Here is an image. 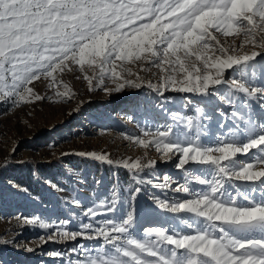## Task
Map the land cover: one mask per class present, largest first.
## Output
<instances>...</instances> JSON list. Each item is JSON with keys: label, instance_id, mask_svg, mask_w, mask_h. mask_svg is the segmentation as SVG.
Instances as JSON below:
<instances>
[{"label": "snow or ice", "instance_id": "1", "mask_svg": "<svg viewBox=\"0 0 264 264\" xmlns=\"http://www.w3.org/2000/svg\"><path fill=\"white\" fill-rule=\"evenodd\" d=\"M258 57L264 61V0H0V101L18 107L44 99L31 86L41 78L57 96L70 98L58 75L75 66L90 84L109 79V93L146 84L160 95L195 93L232 108L218 116L215 109L198 108L196 119L170 113L172 123L128 137L164 162L176 158L183 183L171 190L184 197L151 200L157 210L180 217V230L151 226L135 234L134 202L142 188L128 190L127 211L113 190L111 198L84 208L85 220L75 229L67 227L71 220L61 222L60 239L96 242L77 243L69 264H264V115L251 111L255 106L264 113V64L257 68ZM153 67L156 83L139 75ZM228 70L240 74L226 80ZM257 71L258 84L252 82ZM78 155L134 177L157 164L146 158L113 161L107 153ZM160 179L164 183L156 188L173 181L169 175ZM118 210V220L108 215ZM24 222L38 223L27 217Z\"/></svg>", "mask_w": 264, "mask_h": 264}, {"label": "rangeland", "instance_id": "2", "mask_svg": "<svg viewBox=\"0 0 264 264\" xmlns=\"http://www.w3.org/2000/svg\"><path fill=\"white\" fill-rule=\"evenodd\" d=\"M232 39L227 38L229 45ZM221 42H225L223 37ZM240 43L236 38L235 44ZM251 50L246 47L243 51ZM257 61V68L264 64L259 57ZM130 67L134 72L139 71L137 66ZM87 74L93 75L91 70ZM239 74L238 70H228L225 79L231 80ZM139 75L145 81L159 80L154 67ZM259 76L257 71L252 82L258 84ZM58 79L69 86L70 98L57 96L56 89L49 87L50 81L41 78L31 86L44 99L21 103L18 107L0 101V264H69L76 258L71 249L77 243L95 246L96 242L60 239L56 233L61 222L71 220L67 227L75 229L85 220L84 208L111 198L113 190L124 201L127 211L128 190L135 186L142 188L134 202L135 234L142 235L141 230L151 226L180 230L182 224L177 223L180 217L157 210L151 200L152 196L169 200L184 197L183 193L171 190L176 183H183V173L175 168L176 158L164 162L154 149L145 150L128 137L141 134L145 127L172 123L170 113L196 119L201 116L198 108H204L205 112L215 109L217 116L230 114L232 108L226 101L209 102L195 93L169 90L160 95L146 84L140 89L125 87L109 93L105 88L114 87L109 79L105 78L103 84L98 80L90 84L75 66L59 74ZM221 90L224 91L223 86ZM60 91L65 89L61 87ZM251 111L257 117L264 115L255 106ZM81 152L107 153L113 161L146 158L156 160L157 164L155 169H146L134 177L122 167L78 155ZM240 158L251 159V156ZM164 175L173 178L171 186L156 188V183H164L160 179ZM138 180L144 182L137 185ZM77 200L80 205L75 203ZM122 214L118 210L108 215L118 220ZM26 217L38 223L26 224ZM103 218L107 217H97L95 221ZM40 223L49 227L42 228ZM55 252L62 255H52Z\"/></svg>", "mask_w": 264, "mask_h": 264}]
</instances>
